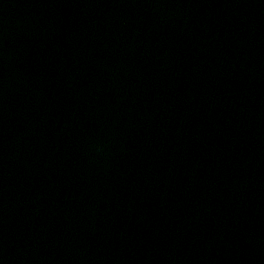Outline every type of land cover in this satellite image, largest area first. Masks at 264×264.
<instances>
[{"label":"water","instance_id":"95a60500","mask_svg":"<svg viewBox=\"0 0 264 264\" xmlns=\"http://www.w3.org/2000/svg\"><path fill=\"white\" fill-rule=\"evenodd\" d=\"M0 264H264V0H0Z\"/></svg>","mask_w":264,"mask_h":264}]
</instances>
